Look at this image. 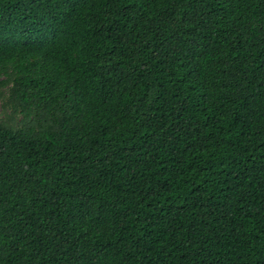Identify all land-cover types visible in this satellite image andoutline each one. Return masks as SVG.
I'll return each instance as SVG.
<instances>
[{"label": "trees", "instance_id": "obj_1", "mask_svg": "<svg viewBox=\"0 0 264 264\" xmlns=\"http://www.w3.org/2000/svg\"><path fill=\"white\" fill-rule=\"evenodd\" d=\"M0 264H264V0H0Z\"/></svg>", "mask_w": 264, "mask_h": 264}]
</instances>
